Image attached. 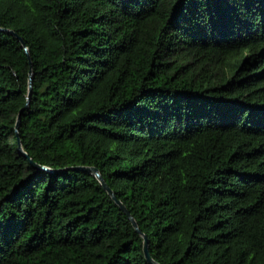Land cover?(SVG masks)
Masks as SVG:
<instances>
[{"label":"trees","instance_id":"1","mask_svg":"<svg viewBox=\"0 0 264 264\" xmlns=\"http://www.w3.org/2000/svg\"><path fill=\"white\" fill-rule=\"evenodd\" d=\"M79 167L158 264H264V0H0V264H149Z\"/></svg>","mask_w":264,"mask_h":264},{"label":"water","instance_id":"2","mask_svg":"<svg viewBox=\"0 0 264 264\" xmlns=\"http://www.w3.org/2000/svg\"><path fill=\"white\" fill-rule=\"evenodd\" d=\"M11 34L15 35L13 32H11ZM18 39L20 40L22 45L25 47L27 55L30 57L28 49H27L25 43L23 42V40L21 38H18ZM32 88H33V73H32V71H30L29 91H28V95H27V104L25 106V109H27L29 107V104H30V101H31V96H32ZM23 110L20 111V113H19V115L17 117V122H16V126H15V131H16L17 135H19L18 131H19V127H20V122H21ZM19 150L22 152V154L25 157H27V154L25 152H23V149H22L21 145L19 146ZM33 165L35 167H37V168H43L45 170H48L47 168H44V167H41V166H38V165H35V164H33ZM76 170L77 171H82V172H88L91 175H93L99 181V183L104 188V190L108 193V195L113 199V201H115V203L119 206V208L126 214L128 219L131 221L132 226L134 227L135 231L143 237V239H144L143 251H144V255H145V258H146L147 262L149 264H158L157 262H155L153 260L151 254H150L149 241H148L147 237L144 234L141 233V230L139 229V226H138L137 222L135 221L133 216L130 214V212L127 210V208L122 204L121 201L117 200L115 193L109 187V185L106 183L105 179L103 178V176L99 172V170L96 167H79Z\"/></svg>","mask_w":264,"mask_h":264}]
</instances>
